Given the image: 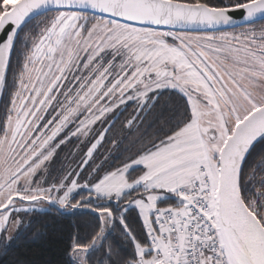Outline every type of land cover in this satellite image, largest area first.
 I'll return each mask as SVG.
<instances>
[{"label":"snow or ice","instance_id":"obj_1","mask_svg":"<svg viewBox=\"0 0 264 264\" xmlns=\"http://www.w3.org/2000/svg\"><path fill=\"white\" fill-rule=\"evenodd\" d=\"M53 213L62 264H264V0H0L5 264Z\"/></svg>","mask_w":264,"mask_h":264},{"label":"trees","instance_id":"obj_2","mask_svg":"<svg viewBox=\"0 0 264 264\" xmlns=\"http://www.w3.org/2000/svg\"><path fill=\"white\" fill-rule=\"evenodd\" d=\"M239 30L242 29L234 31ZM129 111H131V109ZM125 115H127V113ZM114 134L117 138H120L124 134L120 132L119 124H117L114 130ZM105 147H110V145H105ZM103 151V149H100L101 153H103ZM38 220L40 225H50L47 230V236L33 239L31 235H29L22 238L18 242L17 248L6 258L7 264H11V260L18 255L35 259L38 261V264H62V251L65 247L67 234L71 230L70 226L74 223V219L60 217L53 213L51 216H41ZM61 238L64 240L63 243L59 242ZM0 264H5L4 258H0Z\"/></svg>","mask_w":264,"mask_h":264},{"label":"rangeland","instance_id":"obj_3","mask_svg":"<svg viewBox=\"0 0 264 264\" xmlns=\"http://www.w3.org/2000/svg\"><path fill=\"white\" fill-rule=\"evenodd\" d=\"M239 31H241V30H239ZM69 150H71V149H69ZM66 155V153H62L61 154V160H63L64 159V156ZM59 165H57V167H58Z\"/></svg>","mask_w":264,"mask_h":264},{"label":"water","instance_id":"obj_4","mask_svg":"<svg viewBox=\"0 0 264 264\" xmlns=\"http://www.w3.org/2000/svg\"><path fill=\"white\" fill-rule=\"evenodd\" d=\"M238 15V14H237ZM241 23H242V21H241ZM238 29H240V28H237V29H229L230 31H234V30H238Z\"/></svg>","mask_w":264,"mask_h":264}]
</instances>
